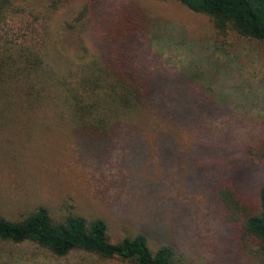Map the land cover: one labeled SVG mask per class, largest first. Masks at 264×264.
Listing matches in <instances>:
<instances>
[{"label":"rangeland","instance_id":"rangeland-1","mask_svg":"<svg viewBox=\"0 0 264 264\" xmlns=\"http://www.w3.org/2000/svg\"><path fill=\"white\" fill-rule=\"evenodd\" d=\"M83 5L71 0L60 10L53 42ZM127 7L145 19L135 63L158 83L150 110L84 129L48 101L0 88V212L20 219L46 206L56 218H103L114 242L143 232L153 250L172 244L176 264H252L210 186L234 176L257 202L264 185V41L216 36L207 15L176 0H103L87 14L84 34L93 37ZM65 33L59 52H72L75 38ZM0 264L134 263L0 239Z\"/></svg>","mask_w":264,"mask_h":264},{"label":"trees","instance_id":"trees-1","mask_svg":"<svg viewBox=\"0 0 264 264\" xmlns=\"http://www.w3.org/2000/svg\"><path fill=\"white\" fill-rule=\"evenodd\" d=\"M71 0H0V88L12 87L30 101H48L55 112L67 115L78 127L106 130L149 111L157 91L153 73L136 61L138 34L145 19L131 8L120 10L97 34H84L85 18L103 0H84L66 18L57 42L52 25ZM193 12L207 15L216 36L264 41V0H176ZM69 30L74 51L59 52ZM156 105H159L156 103ZM169 109V106H166ZM178 111L177 108H173ZM259 153V152H258ZM264 157V145L260 152ZM223 216L243 254L252 264H264V185L257 202L247 200L234 176L211 182ZM0 239L33 242L64 256L75 249L118 258L134 264H176V248L169 243L153 250L143 232L112 241L105 219L69 214L54 217L39 206L20 219L0 212Z\"/></svg>","mask_w":264,"mask_h":264}]
</instances>
